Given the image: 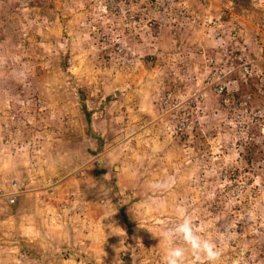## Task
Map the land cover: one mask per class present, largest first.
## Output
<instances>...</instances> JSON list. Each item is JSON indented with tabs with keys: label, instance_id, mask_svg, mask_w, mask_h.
Masks as SVG:
<instances>
[{
	"label": "rangeland",
	"instance_id": "rangeland-1",
	"mask_svg": "<svg viewBox=\"0 0 264 264\" xmlns=\"http://www.w3.org/2000/svg\"><path fill=\"white\" fill-rule=\"evenodd\" d=\"M4 1L0 195L26 188L12 204L0 199V264H162L160 233L180 204L216 243L218 264H264V78L215 90L219 46L188 21L204 0ZM233 10L249 45L264 42V0ZM172 78L204 100L186 105L182 142L178 117L158 113ZM168 177L170 189L150 190Z\"/></svg>",
	"mask_w": 264,
	"mask_h": 264
},
{
	"label": "trees",
	"instance_id": "trees-1",
	"mask_svg": "<svg viewBox=\"0 0 264 264\" xmlns=\"http://www.w3.org/2000/svg\"><path fill=\"white\" fill-rule=\"evenodd\" d=\"M250 0H213L211 2L204 0V4L198 6V8L196 10H198L200 13H203V15L201 16H194L191 17L188 21L191 23H194V25H197V29H201L204 28V31H206V34H202L203 37L206 40L209 41H215V44L217 46H219V51H220V56L218 58H215L214 56L211 55V60L209 61V67L213 68V67H218L223 66L222 62H226L227 64L230 65H235L239 71V74H234L233 76L242 80L243 82H247L249 80V78L245 77V71L242 73L241 67L238 64H241L244 60L248 61L251 63V68L252 69H257L258 63L256 61V59H254L253 56V48L251 47V45H249V41L244 37L245 35H243L239 29V27H241L242 25H240L239 20L235 17V10H241L243 7H246L249 4ZM210 3V6L213 5V7L211 6V9H209V16L208 13L206 12V8L204 5H207ZM5 5H8V1L5 0L4 1ZM177 7H173L172 10L176 9ZM181 11H183L182 9H180ZM184 17L180 20V21H186L188 17L186 16V14H191V12H186V9H184ZM197 13V12H195ZM205 15V17H204ZM200 20V22H199ZM200 23V24H199ZM199 27V28H198ZM214 35V38L212 37ZM211 39V40H210ZM222 58V59H221ZM177 63V62H176ZM219 68V69H220ZM180 76L185 77V71H180ZM179 78V77H178ZM250 81V80H249ZM170 82V83H169ZM173 82V83H172ZM178 79H176V81L174 80V78L171 79V81L169 80L167 82V84L169 86H171V91L170 93L173 94V97L171 95L170 101H174L175 102V107L174 109H169V111L166 112L167 117L169 116L172 120H174V117L172 115H176L178 117V119H176L175 125L172 123H168L167 125L170 126L174 125L173 127L184 133H179L178 135L183 137L180 141H187L185 139V137H188V130L184 129L181 127V125L187 126L188 120L191 118V112L189 113L190 110L188 109V106H193L197 103L202 104V101H204L202 98L198 99V98H194L193 96H190L191 93H189V88L188 89H184L183 86H185V84H181V86H179L178 84ZM216 91H218L220 94L222 92H224L225 87L223 88L222 91L218 90L217 87H215ZM176 89H179L181 91V93H187L188 96H190L187 99H184L183 95H175L177 92ZM185 91V92H184ZM85 95L83 94V92L80 93V104L81 107L83 108L84 112H85V121H86V132L89 134V132L91 131V129H89L88 124L90 123L91 119H90V111L86 110V107L84 106V104L82 103L81 100H84ZM197 99V100H196ZM173 102V103H174ZM188 105V106H186ZM182 106V107H181ZM188 107V108H186ZM167 110L166 108L162 107L161 109L158 108V113H160L161 111ZM187 112L189 113L187 115ZM104 116V115H103ZM100 120V119H99ZM174 123V122H173ZM7 122H4L3 125L7 127ZM179 124V126H178ZM3 127V126H2ZM9 129V127L7 128ZM173 129V128H172ZM34 138L29 139L27 137L28 143H30L29 148H35L36 147V142L35 140L33 141ZM103 144V143H102ZM16 147L18 148V145H16ZM258 145H254L251 147H248V151L251 152L250 157L251 158H257V150H258ZM5 149L2 148V150L0 151H4ZM250 160V158H249ZM13 176V175H12ZM232 177H230V179L233 178V175H231ZM1 181V180H0ZM24 184V183H23ZM18 188H26L25 186H22L21 184L17 185ZM127 206V205H126ZM115 209L117 211L118 214H121V220L123 221V224H126L128 229L130 228V221H129V217L128 215L125 213V206L121 205V204H115ZM129 208V207H127ZM130 209V208H129Z\"/></svg>",
	"mask_w": 264,
	"mask_h": 264
},
{
	"label": "clouds",
	"instance_id": "clouds-1",
	"mask_svg": "<svg viewBox=\"0 0 264 264\" xmlns=\"http://www.w3.org/2000/svg\"><path fill=\"white\" fill-rule=\"evenodd\" d=\"M253 46H257L253 49L252 56L258 63L257 69H252L251 63L245 60L238 65L241 67L242 73L245 71L244 76L249 78L250 81H253L254 78L262 80V78H264L263 39L255 35L251 47L253 48ZM255 52L260 53L257 55ZM245 66H247L246 69L244 68ZM219 70L220 72L216 74V76L221 78V80H219L218 84L216 83V86H220V91H222L224 87L227 88V84L229 85L236 82V77L233 76L235 73L240 75L235 65H230L226 62ZM229 77L234 80L231 81ZM173 183L174 179L168 177L164 180L150 182L149 188L153 192H163L170 189ZM15 185V188L18 190L17 199L21 196L22 190L18 188L17 184ZM10 188L13 190V186H10ZM11 190L9 189V192ZM6 192L0 195V199H5L6 202H8L6 194L9 192ZM176 211L178 218L177 222L160 233V239L167 242V247L162 257V264H218L221 258V251L218 249L216 243L198 233L192 216L188 213V209L183 204L178 205ZM189 257L191 258L190 260Z\"/></svg>",
	"mask_w": 264,
	"mask_h": 264
},
{
	"label": "built area",
	"instance_id": "built-area-1",
	"mask_svg": "<svg viewBox=\"0 0 264 264\" xmlns=\"http://www.w3.org/2000/svg\"><path fill=\"white\" fill-rule=\"evenodd\" d=\"M245 69L247 68V66H245L244 67ZM221 89V88H220ZM196 95V94H195ZM192 96H194V95H192ZM165 98V97H164ZM194 98H196V97H194ZM166 101H165V105H167L166 106V109H174V107H175V103H173L172 105L171 104H169L168 103V101H170V99H171V93H168V95L166 96ZM165 100V99H164ZM260 113V110L259 111H257V113L256 114H259ZM13 185V190H11L8 194H6V198H7V201L9 202V203H14L15 202V200H16V197H17V195H18V190L15 188V184H12Z\"/></svg>",
	"mask_w": 264,
	"mask_h": 264
},
{
	"label": "crops",
	"instance_id": "crops-1",
	"mask_svg": "<svg viewBox=\"0 0 264 264\" xmlns=\"http://www.w3.org/2000/svg\"><path fill=\"white\" fill-rule=\"evenodd\" d=\"M92 131H93V130H91L90 132L92 133ZM90 132H89V133H90ZM93 132H94V131H93ZM91 133H90V134H91ZM96 135H97V134H96ZM102 146H103L102 148H106L105 144H103ZM89 148H90V150H91L92 147H89ZM99 149L101 150V147H100ZM88 154H89V153H88ZM93 156H94V154H93ZM93 156H91V158H93ZM115 167H116V165L114 166V168H115ZM23 196H24V195H21V196L19 197V200H21V199L23 198ZM43 200L46 201L45 205L48 206V208H47L48 211H51V210L53 209V205L50 204V203L47 201L48 199H47L46 196L43 197ZM43 262H46V261L43 260ZM43 262H42V263H43Z\"/></svg>",
	"mask_w": 264,
	"mask_h": 264
}]
</instances>
